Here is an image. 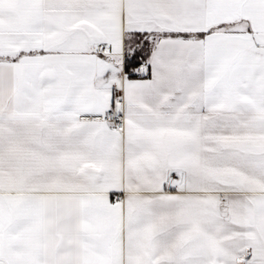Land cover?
Wrapping results in <instances>:
<instances>
[{
	"label": "snow or ice",
	"instance_id": "obj_1",
	"mask_svg": "<svg viewBox=\"0 0 264 264\" xmlns=\"http://www.w3.org/2000/svg\"><path fill=\"white\" fill-rule=\"evenodd\" d=\"M0 264H264V0H0Z\"/></svg>",
	"mask_w": 264,
	"mask_h": 264
}]
</instances>
